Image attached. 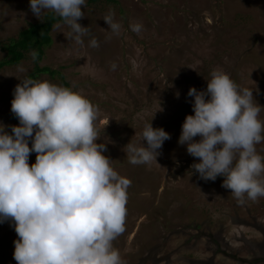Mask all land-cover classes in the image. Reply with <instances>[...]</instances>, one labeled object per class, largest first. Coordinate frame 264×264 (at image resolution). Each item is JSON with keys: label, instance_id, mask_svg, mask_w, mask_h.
<instances>
[{"label": "rangeland", "instance_id": "rangeland-1", "mask_svg": "<svg viewBox=\"0 0 264 264\" xmlns=\"http://www.w3.org/2000/svg\"><path fill=\"white\" fill-rule=\"evenodd\" d=\"M85 4L78 23L91 33L83 46L67 38L70 28L63 21L54 23L36 65L59 75L40 72L35 80L64 82L98 109L96 143L106 145L102 154L110 166L131 181L125 231L112 242L122 264H264V197L238 204L231 190L221 187L223 176L199 178L191 169L199 158L178 143L185 117L194 115L189 88L206 90L213 70L227 74L239 90L251 89L254 102L264 108V0ZM110 12L121 24L119 35L103 20ZM37 20L30 0H0V59L1 45ZM134 23L143 26L139 34L130 28ZM93 37L98 48L89 47ZM33 65L28 52L17 63L0 66V124L10 135L11 126L19 125L11 112L13 91ZM258 119L264 122V109ZM150 122L171 139L157 150L156 161L132 165L124 147L147 146L142 131ZM255 148L264 157V140ZM35 162L32 152L28 163ZM257 179L264 184V172ZM17 239L11 221L0 223V264H17Z\"/></svg>", "mask_w": 264, "mask_h": 264}, {"label": "clouds", "instance_id": "clouds-1", "mask_svg": "<svg viewBox=\"0 0 264 264\" xmlns=\"http://www.w3.org/2000/svg\"><path fill=\"white\" fill-rule=\"evenodd\" d=\"M81 6L85 0H30L38 20L52 11L70 28L67 38L83 46L91 30L78 23L85 15ZM113 17L110 12L103 20L119 35L121 24ZM130 28L139 34L143 26ZM89 47H99L95 37ZM29 55L36 61L39 53ZM116 67L112 63V70ZM210 75L206 90L189 88L194 115L185 117L178 143L199 158L191 169L200 179L223 176L221 187L230 189L238 204L246 198L255 202L264 197V184L257 179L264 157L255 148L264 140V122L258 119L264 108L254 102L251 89L239 90L227 74L213 70ZM20 81L11 102L19 125L11 126L10 135L0 124V223L11 221L19 237L13 258L17 264H122L112 242L125 231L131 181L110 166L102 154L106 145L96 143L98 109L69 88L32 78ZM169 139L150 122L142 131L147 146L129 142L124 152L132 165L146 164L156 161L157 150ZM32 152L36 162L30 166Z\"/></svg>", "mask_w": 264, "mask_h": 264}, {"label": "trees", "instance_id": "trees-1", "mask_svg": "<svg viewBox=\"0 0 264 264\" xmlns=\"http://www.w3.org/2000/svg\"><path fill=\"white\" fill-rule=\"evenodd\" d=\"M95 1V0H92ZM43 22L37 20L34 23H29L27 27L19 30L14 38L8 39L1 45V51L4 52L3 57L0 59V66L5 64H15L21 60L25 53H30L32 50H36L39 55L34 61L31 72L27 75V78L35 80L36 75L40 72H46L50 76L52 74H58L56 71L50 70L48 67H39L37 61L42 54V48L50 43L49 32L51 26L62 21V18L57 17L52 12H46L42 16ZM62 87L67 85L61 82Z\"/></svg>", "mask_w": 264, "mask_h": 264}]
</instances>
